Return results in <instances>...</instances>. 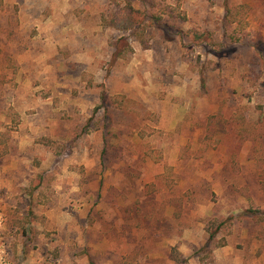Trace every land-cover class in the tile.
Instances as JSON below:
<instances>
[{"label":"rangeland","instance_id":"1","mask_svg":"<svg viewBox=\"0 0 264 264\" xmlns=\"http://www.w3.org/2000/svg\"><path fill=\"white\" fill-rule=\"evenodd\" d=\"M0 264H264V0H2Z\"/></svg>","mask_w":264,"mask_h":264},{"label":"trees","instance_id":"2","mask_svg":"<svg viewBox=\"0 0 264 264\" xmlns=\"http://www.w3.org/2000/svg\"><path fill=\"white\" fill-rule=\"evenodd\" d=\"M2 3V0H0V4ZM172 11V13H174L173 11H174V9L173 10H171ZM172 15H176V14H172ZM159 16H157V17H155L154 18V20H158L159 18H158ZM157 18V19H156ZM126 22L128 21V20H125ZM213 237H214V233L213 232H211L210 234H209V241H212V239H213ZM223 244V242L221 243V244H219V245H222Z\"/></svg>","mask_w":264,"mask_h":264}]
</instances>
